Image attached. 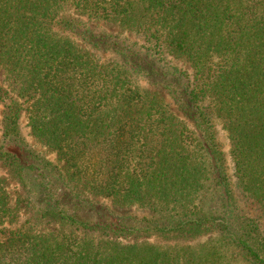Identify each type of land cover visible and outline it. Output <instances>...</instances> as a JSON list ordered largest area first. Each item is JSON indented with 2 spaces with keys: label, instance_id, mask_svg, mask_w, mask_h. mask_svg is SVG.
<instances>
[{
  "label": "trees",
  "instance_id": "obj_1",
  "mask_svg": "<svg viewBox=\"0 0 264 264\" xmlns=\"http://www.w3.org/2000/svg\"><path fill=\"white\" fill-rule=\"evenodd\" d=\"M0 112V264H264V0H0Z\"/></svg>",
  "mask_w": 264,
  "mask_h": 264
},
{
  "label": "rangeland",
  "instance_id": "obj_2",
  "mask_svg": "<svg viewBox=\"0 0 264 264\" xmlns=\"http://www.w3.org/2000/svg\"><path fill=\"white\" fill-rule=\"evenodd\" d=\"M82 20L84 22H87L84 18H82ZM87 25L90 27V29L94 30V31H104L107 34L110 35H115V36H119L128 40H132V41H137V38L130 32L128 31H124L121 30L119 28V26L116 23H112V22H87ZM172 61L173 64H175L177 67H179L180 69H182L183 71L187 72L188 74L192 73V70L190 68V65L185 62V61ZM140 87L143 91L145 92H150V93H156L157 95H159L161 98H163L166 102L169 103V101L166 99V97L163 95V93L158 89L155 88L153 86L148 85L145 82H139ZM170 104V103H169ZM170 107L172 110H174V107L170 104ZM0 118H1V112H0ZM26 118H24L21 122V133H22V138L25 139V142L27 144H29V146L31 147V150L34 151L36 154H38L40 157H44L48 160H52L55 161L56 160V154L54 152H52L51 150L42 147L32 136L30 133L29 128L26 126ZM189 125V123H188ZM216 128H217V137L219 140V143L221 145V148L225 154L226 157V165L228 168V173L230 175L233 174V170H232V162H231V158H230V154H229V142L227 139V133L224 131L223 127L220 125L219 122H217L216 124ZM5 189L8 191V193L10 194L12 199H16L19 196V190L16 187L15 183H13L12 181L7 182V184H5ZM236 195L239 201V205L241 207L242 210H245L246 213L248 214H252L253 216H257L258 212L257 211V207L251 204L250 201H248L247 199L243 198L237 191H236ZM92 201L97 204L100 207L103 208H107V209H112L114 211H116L119 215L122 216H136V217H143L146 215V213L144 211H141L139 209H136L135 207H130V208H118V207H114V205L109 202L108 200H104V199H100V198H92ZM21 207H24L23 204H21ZM23 214V211H22ZM264 222V220H263ZM50 228H40L39 232H46L48 231ZM52 229V228H51ZM50 229V230H51ZM53 230V229H52ZM137 241H143L142 239L137 240ZM135 242V241H132Z\"/></svg>",
  "mask_w": 264,
  "mask_h": 264
}]
</instances>
